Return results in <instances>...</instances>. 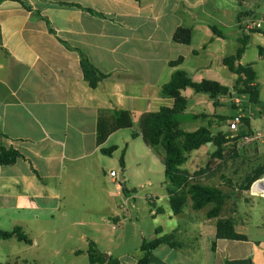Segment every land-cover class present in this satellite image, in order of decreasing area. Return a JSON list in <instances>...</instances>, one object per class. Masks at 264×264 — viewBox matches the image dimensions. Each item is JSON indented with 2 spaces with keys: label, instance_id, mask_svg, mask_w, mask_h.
Masks as SVG:
<instances>
[{
  "label": "crops",
  "instance_id": "crops-1",
  "mask_svg": "<svg viewBox=\"0 0 264 264\" xmlns=\"http://www.w3.org/2000/svg\"><path fill=\"white\" fill-rule=\"evenodd\" d=\"M22 1L31 10L14 1L0 4V154L1 150H14L21 155L12 165L0 164V230L18 227L30 240H0V244L14 240L26 246L19 247L15 263L90 264L88 250L94 244L105 260L102 264H137L143 240L171 234L180 246L159 245L152 251L154 261L225 264L249 259L251 264H264V223L250 225L248 220H240L238 230L236 222L228 218L237 215L234 206L225 210L226 216L221 210L218 217L208 218L212 208L208 205L204 219L193 215L192 223L183 227L158 222L152 238L140 231L137 239L126 219L121 220L128 210L120 208V203L130 198L129 193L123 199L122 185L109 176L116 172L112 170L115 153L121 151L124 158L126 149L141 139L131 137L132 131H139L141 116L173 107L174 100L162 95V87L176 71H184L195 82L211 80L228 88V95L215 99L190 88L181 95L187 100L184 120L201 118L212 134L230 139V134L220 130L225 118L218 114L227 97L231 100L235 94L237 79L223 64L233 56L226 51L230 41L226 30L237 27L243 36L261 28L248 29L256 14L245 20L250 14L241 10L245 0ZM212 26L221 36L214 35ZM179 28L191 31L189 44L173 40ZM234 38L239 42L238 33ZM82 55L107 75L96 88L84 80ZM178 59L177 66L170 64ZM239 63L243 65L242 58ZM116 111L129 113L133 128L114 132L98 147V116ZM250 131L236 133L240 136L236 150L251 149L264 163V152L259 150L264 146V134ZM228 144L222 157L229 154ZM111 147L116 148L111 156L100 151ZM215 150L206 144L192 151L187 155L188 160L194 153L189 168L180 169L192 177L205 174L204 162ZM195 157L200 160L192 163ZM222 157H211L215 166ZM124 168L116 172L118 177ZM187 205L193 210L190 199ZM159 213L173 222L184 211L179 215L172 210L154 211L155 216ZM218 220L230 221L246 240L217 239Z\"/></svg>",
  "mask_w": 264,
  "mask_h": 264
},
{
  "label": "trees",
  "instance_id": "trees-1",
  "mask_svg": "<svg viewBox=\"0 0 264 264\" xmlns=\"http://www.w3.org/2000/svg\"><path fill=\"white\" fill-rule=\"evenodd\" d=\"M4 1H14L20 3L25 9L31 10L22 0H0V4ZM212 32L216 36L221 33L216 27H211ZM256 33V30H252ZM249 37L243 35L239 39L240 46L233 56L223 60V64L227 69L237 76L233 92L238 95H246L253 104L259 103V89L256 84V73L253 66L241 65L239 62L247 48ZM173 40L181 44H189L191 40V31L179 28L173 35ZM260 54L264 52L260 49ZM181 59L170 63L177 66ZM84 80L90 88H96L99 82L107 78V75L98 71L88 59L82 55L80 61ZM190 88L196 93L206 94L211 99L222 95H228L227 87L211 80H202L200 82L193 81L184 71H176L173 73L170 81L162 87V95L170 97L174 100L172 108L162 107L158 112L144 113L139 121V131H132L131 137H141L144 145L160 160L164 168V176L170 184L168 188L169 204L173 215L182 213L188 199L191 201L192 209L201 210L208 205L212 208L208 211V218H216L220 215L222 207L226 201L224 193L215 187L202 186L192 183L193 175L183 171L180 167L187 160V155L192 151L198 150L207 143L213 145L216 150L211 157L219 159L222 157V150L229 141L225 135L218 133L212 134L209 127H200L194 132H187L180 128L179 116H181L186 108L187 100L181 95V91ZM133 124L129 113L125 111H116L114 114L102 112L98 116L96 130V144L101 147L106 139L119 130L132 129ZM116 148H101L100 151L106 156H111ZM21 155L14 150H1L0 164L12 165ZM120 166L124 168L123 153L119 159ZM207 167L203 170H206ZM199 173V172H198ZM197 173H194V175ZM264 176V163L257 167L249 176L246 177L244 186L240 187L241 191H248L252 184ZM122 185V192L128 194V190ZM216 238L225 240L245 241L246 237L235 232L233 224L228 220H218L216 223ZM16 239L20 242L29 243L30 240L16 227L10 231L0 230V240ZM166 244L172 248H178L180 245L173 241V235H165L158 237L150 242L143 240L141 244L142 257L137 264H164L154 261L152 251L159 245ZM90 264L105 262L104 258L98 254L95 245L90 244L88 250ZM112 262L111 260H109ZM225 264H251L249 259L226 262Z\"/></svg>",
  "mask_w": 264,
  "mask_h": 264
},
{
  "label": "rangeland",
  "instance_id": "rangeland-1",
  "mask_svg": "<svg viewBox=\"0 0 264 264\" xmlns=\"http://www.w3.org/2000/svg\"><path fill=\"white\" fill-rule=\"evenodd\" d=\"M240 7H242V11H248L250 13L245 20L249 19L250 21V17L256 14L255 22L261 25L258 32L247 34L249 35L248 45L242 56V64H252L256 71L259 103H251L249 97L246 95L234 94L231 100L227 97L222 108L218 109V114L225 118L224 123L220 126V130L224 134H230L228 141L230 148L229 154L227 157H222V159L217 160L219 163L217 166H215L216 162L211 157L206 158L203 166L204 169L207 167L205 174L192 177V182H197V184L218 185L224 189H221L226 196L222 215L226 216L224 214L225 210L234 206L237 215L233 217L228 216V218H232L236 222L238 230H240V220H248L250 225L258 222L264 223V176L255 181V183L258 182L255 184L252 194L248 192L244 193L245 191L240 190V187H243L245 184L246 177L257 166L261 165L262 159L258 157V154L252 153L251 149L247 152H243L244 150H239L240 152L236 150L237 145L240 143V136L236 134L237 132L247 133L250 128L251 131L264 134V56L259 57V50L261 48L264 49V0H245L242 5L240 4ZM235 32L238 33L239 38L242 37L237 27L226 30V34L230 37L226 51H230L232 55L235 54V51L240 46V43L234 38ZM200 108L207 109L205 106ZM198 112L201 114L204 111ZM236 119L239 120V123L236 124L237 130L232 132L229 125ZM179 122L182 130H188L190 132L196 127H205L208 125L201 118L184 120L182 115L179 116ZM215 124L218 125L219 123L215 122ZM257 126H261L262 130L256 131ZM217 130L219 129H212L213 132ZM126 150L123 185L128 190L130 198L126 202L122 201L120 203V208L122 206L128 210V213L121 220L123 218L126 219L125 223L130 224L131 229L137 233V239L140 231L147 236V239L149 238L148 236L152 238L156 226H159L158 222H161L160 224L165 227H171L175 224L183 227L184 225L192 223L190 219L193 215L204 219L203 216L206 208L200 211H193L189 205L183 208L184 214L173 222L168 221L164 216H160V213L155 216V210L160 209L168 213L171 210L167 199V189L170 184L164 176L163 165L156 156L147 150L141 139L136 140L135 145L132 144ZM259 150L264 152V146H259ZM120 155L121 151L116 152L114 155L116 159L114 164L116 166L112 170H116V172L122 170L117 161ZM193 156L194 153L182 165V168H189L190 159ZM199 160V158L195 157L192 163L198 162ZM107 170H111L110 167ZM116 179L117 183H119L118 176ZM127 195L122 192L121 197L124 199L128 197ZM212 223H214V220ZM252 234L255 235L256 233L252 232ZM136 246L138 248V245ZM19 247L23 248L26 246L18 244L14 240L11 242L2 241L0 244V264H16L15 259L20 251Z\"/></svg>",
  "mask_w": 264,
  "mask_h": 264
},
{
  "label": "built area",
  "instance_id": "built-area-1",
  "mask_svg": "<svg viewBox=\"0 0 264 264\" xmlns=\"http://www.w3.org/2000/svg\"><path fill=\"white\" fill-rule=\"evenodd\" d=\"M259 27H260V24H259V23H255V22H252L251 25H248V29H258ZM238 123H239V120L236 119L233 123H231V124L229 125V128H230L232 131H235V130H236V124H238ZM245 141H248V139L245 138ZM109 176H110L111 178H115V181H117V180H116V178H117L116 172L111 171V172L109 173Z\"/></svg>",
  "mask_w": 264,
  "mask_h": 264
},
{
  "label": "water",
  "instance_id": "water-1",
  "mask_svg": "<svg viewBox=\"0 0 264 264\" xmlns=\"http://www.w3.org/2000/svg\"><path fill=\"white\" fill-rule=\"evenodd\" d=\"M207 144H210V143H207ZM118 180H119L120 183H122L124 181V176H123V173L122 172L120 173V175L118 177ZM256 183L254 182L253 185L251 186L250 191H249L250 194H252V190H253V188H254V186H255Z\"/></svg>",
  "mask_w": 264,
  "mask_h": 264
}]
</instances>
